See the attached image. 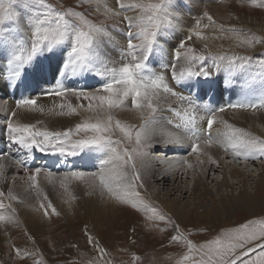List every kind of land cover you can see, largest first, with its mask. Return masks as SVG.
Listing matches in <instances>:
<instances>
[{
  "label": "snow or ice",
  "instance_id": "obj_1",
  "mask_svg": "<svg viewBox=\"0 0 264 264\" xmlns=\"http://www.w3.org/2000/svg\"><path fill=\"white\" fill-rule=\"evenodd\" d=\"M116 2L117 9L110 7L108 0H79L75 7H58L48 0H0V45L9 57L6 75L10 80L20 79L27 66L39 55L53 53L57 46L65 44L69 47L62 66H59L61 77L94 73L102 78L99 87L92 91L66 87L57 81L43 93L60 101L51 108L39 105L36 97L17 101V109L30 112L79 116V110H83L91 115L62 130L49 128L40 120L22 122L17 111L8 115L6 130L10 150L0 153V228L10 225L19 227L21 223L13 204L24 201L11 187L7 192L2 187L7 182L8 168L14 166L28 174L25 191L34 193L37 199L42 197L39 208L43 210V218L59 216L60 212L40 187L38 177L41 174L54 188L58 181L59 188L69 195L64 202L70 208L77 200L70 188L73 182L82 183L87 188V194L99 193L105 203L130 206L136 211L150 213L146 216L149 222L145 224L149 231L165 232L171 227L169 243L184 250L175 259V264H264V217L222 228L210 239L196 243L189 238L190 231L182 230L180 224L166 213L150 208V202L140 191L145 187L142 169L149 159L169 165L180 163L188 168L203 165L205 159L218 165L219 161L209 151L213 147L223 150L237 162L240 159H264V137L224 119L221 115L225 112L224 107L201 104L198 101L202 97L198 94L184 95L175 88L182 81H199L200 78L207 81L220 72H224L232 82L238 74L248 72L252 56L236 51L209 50L205 30L220 34L214 38L233 40L238 48L264 44V37L250 29L220 24L205 10L172 50L171 60L153 68L150 57L154 53L164 55L166 51L159 38L166 30L178 27L179 14L171 11L174 0ZM250 2L253 6L264 7V0ZM85 4L89 7L84 8ZM17 5L20 6L19 11L15 7ZM130 11L134 14L129 15ZM93 16L104 18L97 20ZM110 20L113 22L109 23ZM121 25L126 45H119L112 35V31L120 30ZM25 27L28 29L25 32L27 40L13 37V33L24 32ZM195 41H201L202 48H198ZM109 44L118 49V60L106 51ZM220 47L223 49V45ZM257 80L261 85L257 101L245 100L229 104L227 108H264V64L259 66L257 73L244 78L242 89L251 91ZM72 98H75V104ZM120 110L134 112L138 123L116 118L114 113ZM165 112L170 116L166 117ZM157 144L165 148L187 145L190 148L188 156L197 157L196 165L187 158L163 154L153 157L152 149ZM19 149L26 150L27 155L14 158L13 153ZM34 149L61 157H82L88 152L98 153L99 156L94 165L95 171L73 166L58 175L41 167L31 169L27 166L26 161L31 159ZM151 221L162 222L165 227L161 228L159 223ZM132 231L135 232V228ZM24 234L29 242L35 244L26 230ZM85 237L87 245L96 253L86 264H115L112 252L87 227ZM9 248L21 261L47 264L39 248H21L11 241ZM120 251L128 252V249L121 248ZM129 254L132 264H139L141 257L135 251ZM71 264L77 262L73 260ZM121 264L126 262L121 261Z\"/></svg>",
  "mask_w": 264,
  "mask_h": 264
},
{
  "label": "rangeland",
  "instance_id": "obj_2",
  "mask_svg": "<svg viewBox=\"0 0 264 264\" xmlns=\"http://www.w3.org/2000/svg\"><path fill=\"white\" fill-rule=\"evenodd\" d=\"M182 3L187 4L191 3V0H181ZM200 4L196 6V8L199 11H194L196 8L194 5L190 7V9L194 11V13L189 16L188 18L182 14L181 10L177 7V1L174 0V6L172 7L171 11L178 13L179 14V19H178V27L175 28L179 30L180 32L177 33L176 37H174V29L166 30L165 34H163L159 40L162 42L166 43L169 46V50H173L178 44L181 39H183L187 34H188V29L194 26V22L197 18L201 17L203 12L206 10L208 11L214 18L215 20L224 25H235L237 27H243L246 29H250L251 32L257 34L258 36L264 37V7H257L253 6L250 0H242L241 3H238L237 0H199ZM48 2L52 3L53 5L56 6H64V7H69L73 6L75 7L78 3L79 0H48ZM125 3H128L129 0H124ZM259 0H257V3ZM108 4L110 7L113 9H117L118 5L116 0H108ZM16 9L19 11L20 6L17 5L15 6ZM84 8H88L89 6L87 4L83 5ZM77 10H80L77 8ZM218 12V13H217ZM198 13V14H197ZM129 15H133V12H129ZM244 17V18H243ZM92 18L100 20L103 19V16H93ZM248 20L251 23L247 24L243 20ZM253 18L255 20H253ZM119 19V18H117ZM183 21V22H182ZM186 21V23H185ZM113 21H109V23H112ZM206 22V21H205ZM261 23L262 25H258L257 23ZM9 25H6V27ZM258 29V31H257ZM124 31L123 25H121L120 30H114L112 31V34L114 37H121L123 39V42L120 43L118 42L119 45H126V39L122 32ZM206 35L208 36L207 43L209 45V50L213 52L217 51H236L238 53L246 54L252 56V63L249 67V70L247 73H244V77L251 75H254L259 71V66L261 64H264V44H258L253 48H238L234 46V41L231 39H217L214 37L219 36V33H213L210 29L205 30ZM25 32H28V29L25 27L24 32L20 33H15L14 38H25L27 40V36L25 35ZM18 34V35H17ZM174 37V38H173ZM120 39V38H119ZM196 46L198 48H202V42L201 41H195ZM171 45V46H170ZM221 45H223V49H221ZM200 46V47H199ZM257 47V48H256ZM261 47V48H260ZM0 48H5L3 45H0ZM68 50V47L66 48ZM108 49V50H107ZM106 51L111 55L112 58L114 59H119V52L118 49L112 45L109 44L107 47ZM110 49V51H109ZM2 53V51H0ZM54 53V54H53ZM52 59L50 58V55L48 53H43L36 57L32 64L27 66L26 72H25V77L27 74V77L29 78V73L31 76L34 78V83H29L28 80H21L23 81L26 85H28L29 91L30 92H37L39 94H43L44 88H43V81H47L50 79L51 84L54 81V77L57 76L56 81H59V65L56 63L57 60V53H58V48H55L53 50ZM155 54V55H154ZM151 59V67L153 68H159V65L162 62H168L169 59L171 60V53L160 55L159 53H154ZM164 56V57H163ZM157 57V58H156ZM7 58L8 55H7ZM39 58V59H38ZM168 58V59H167ZM44 60V61H43ZM42 61V62H41ZM38 62V63H36ZM52 62V63H51ZM38 65V66H37ZM56 65V66H55ZM34 74V75H33ZM55 75V76H54ZM94 75V73H90V76ZM238 74L237 76H239ZM81 76H84L87 78V74H83ZM216 76V77H215ZM221 76H226L224 72L216 73L211 79H213L214 84H218L216 81L219 77ZM40 77L41 79H38ZM48 78V79H47ZM227 78V76H226ZM65 79H61L60 82L64 83ZM100 79V78H99ZM101 80V79H100ZM96 83L99 84L100 82L96 80ZM196 79L192 80H185L184 82H181L179 85H175V88L178 92H182L178 86L180 85H186V86H191L197 87L198 89H201L204 87V84L206 81H204V78H200L198 82ZM204 81V82H203ZM70 82V80L68 81ZM227 81H223L225 83ZM54 83V85H55ZM72 83V81L70 82ZM188 83V84H187ZM259 82L255 83L257 85ZM85 85L86 82H83ZM86 85H89L86 84ZM92 84L91 87L88 88V90H94L97 87ZM14 87V88H13ZM13 88V89H12ZM12 90H10V87L8 86L6 89V92L4 95H0V99L5 97L9 103L12 104L14 109H16V103L18 100L22 99V95L19 96V91L21 87L17 90L16 86L13 85L11 87ZM50 89V88H48ZM46 89V90H48ZM180 90V91H179ZM44 91V92H43ZM185 92V91H184ZM9 93L12 94V96H9ZM188 93V92H187ZM187 93H183L184 95ZM213 94V95H212ZM252 93H248L246 98L242 99H248L251 97ZM38 95H31L33 96H38ZM210 95V97H209ZM207 95L202 98V100H199L198 102L201 104H206L210 107H224L225 112L222 113V117L224 119H228L230 123H234L236 126L239 127V121L237 120L236 117L230 116L231 113L230 111H243L247 112L250 115H255L254 120L257 121V115L256 113L258 112H264V108H257V109H247V110H241V109H227L223 105V100L220 96L217 98L216 92L214 91L213 93ZM253 95V94H252ZM26 96V95H23ZM40 96V95H39ZM212 96V98H211ZM47 97V96H46ZM20 98V99H19ZM212 99V100H211ZM215 99V100H213ZM217 100L219 102H217ZM215 101V102H214ZM250 101V99H248ZM255 101V100H254ZM205 102V103H204ZM59 103V102H58ZM87 103V102H86ZM209 103V104H208ZM214 103V104H213ZM121 111V110H120ZM226 113V114H225ZM5 117V114L3 115ZM83 118V117H82ZM232 121V122H231ZM53 129V128H52ZM56 129V128H54ZM60 129V128H59ZM248 131H251L255 135L264 137V130L262 132L257 131L256 129L253 130L251 127L244 128ZM62 130V129H61ZM261 133V134H260ZM260 134V135H259ZM9 144H3L2 145V152L8 151ZM185 147V146H184ZM187 147V145H186ZM185 147V148H186ZM190 148H188V151ZM24 150V149H22ZM159 147H154L152 151H159ZM179 153L180 151L176 150ZM1 152V153H2ZM187 151H184L186 153ZM166 154H168L166 152ZM69 159V166H75L76 168H79L81 170L84 169V171H95V168L91 165H87L89 163H85L77 165V160L79 157H66ZM231 160H234L232 156L229 157ZM77 159V160H76ZM53 160V159H52ZM245 162L250 163V167L252 169V173L256 171V173L260 172V166L262 167V164H264V159H256V160H244ZM72 162V163H71ZM253 164V165H252ZM239 165V163H238ZM256 165V166H255ZM259 165V167H257ZM66 168H63V171H68ZM71 167V168H72ZM259 168V169H258ZM219 172V171H218ZM215 172L214 174V181L212 185L215 187V180L217 179L216 177L220 178L218 175L219 173ZM63 172H60L62 174ZM27 174V173H26ZM58 174V173H57ZM28 175V174H27ZM59 175V174H58ZM43 174H41L38 177V182L39 180H42V188L46 193H52L53 191H56L52 196V199H56L58 203H61L63 201L62 198L69 196L68 193H65L62 189L59 188L58 186V181L56 182L55 188L48 183L46 177ZM213 176L212 174H208L207 181L210 184V177ZM43 177V178H42ZM44 179V180H43ZM221 181V179H220ZM250 184H254L256 181V177L249 179L248 180ZM39 182V185L40 183ZM25 183V182H24ZM23 183V184H24ZM185 183L182 181L180 185ZM80 184V183H79ZM74 182V186L70 188V192H73L74 187L76 188V191L80 189H84L83 185H79ZM79 188H78V187ZM81 186V187H80ZM12 187V186H11ZM78 188V189H77ZM227 187L226 191L227 193H230L231 191ZM225 191V192H226ZM67 195V196H66ZM77 200L78 201H83L84 196L82 193H75ZM143 195V194H142ZM172 195L171 197H173ZM185 196V195H184ZM48 197H51L48 195ZM144 199L146 201L150 202L149 207L150 208H155L158 209L159 211L163 210L158 206L159 204L153 200L149 196V194L145 193L143 195ZM212 197H216V194H213ZM190 198V199H188ZM37 197L34 198L35 204L37 203L38 210H42L39 208V203L42 200V197L38 200H36ZM66 199V198H64ZM184 200H188L187 203L193 202V205L196 203L200 202L201 205L205 203V200H199V198H194L191 195H186ZM152 201V202H151ZM196 201V202H194ZM209 202H212L209 198ZM262 203H256L253 204L251 207L252 209L256 208L253 211H246L247 209L244 208V206L241 204L238 207H235L231 209V212L229 211L228 214L225 215V212L223 214H220L218 205L213 206L214 214H208L207 217H204L202 220L198 221V219L195 218V216L201 215L203 212V208L206 209L203 205L201 206L200 209L194 210L192 216L188 217L187 219L185 218L183 224H180L181 229L185 231H190L191 236L189 237L196 243H200L206 239H210L212 236L216 235L220 229L222 228H228V227H235L240 223L245 222L248 219H254V218H261L264 217V199L260 200ZM45 203V201H44ZM80 205L81 208L82 206H85L87 204L85 203H80L77 204ZM255 205V206H254ZM75 206H72L71 208L68 206L66 208H63L61 210H57L60 212L59 216L55 215H50L49 218H46L44 226L37 227V228H32L28 229L25 228L24 226L20 225L19 227H14L11 228L8 231L7 236L0 241V264H32L31 260H24L21 261L18 258H15V254L10 251L9 248V241L12 243H15L17 246L24 248L27 247L29 249L33 248H39L41 252L43 253V258L47 261V264H71L73 260L77 262V264H86V261L96 255L94 250L87 245L86 243V237H85V227L87 229L94 233L96 237L100 240V242L108 247L109 251L112 252V258L115 261V264H121V261L126 262V264H132L130 252L135 251L137 255L141 257V261L139 264H175V259L178 258L180 254L184 251L180 246L176 244H170L169 243V236L172 234V229L171 227H168L167 231L165 232H159V231H149L146 227L145 224L148 223L149 221L146 220V216L150 213L145 212V211H136L132 209L130 206H121V205H114V207L106 212V216L104 213L101 214H96V219L93 218V211L90 214L86 213V209L83 207V211L79 209V211H76L75 213L65 215L62 212L68 211ZM243 207V208H242ZM217 209V210H216ZM115 210V211H114ZM43 211V210H42ZM85 211V212H84ZM110 213V214H109ZM115 213V214H114ZM164 213V212H163ZM166 213V212H165ZM75 214V215H74ZM117 214V215H116ZM168 216L171 217L170 214L166 213ZM220 214V215H218ZM129 215V216H127ZM99 216V217H98ZM132 216V217H130ZM210 216V217H209ZM212 216V218H211ZM88 217V219H87ZM218 217V218H217ZM99 218V220H98ZM105 218V219H103ZM172 218V217H171ZM108 219V220H106ZM98 220V221H97ZM133 220V221H132ZM174 221L175 219L172 218ZM94 222V223H93ZM152 223H159L160 227L163 228L165 225L162 222L159 221H151ZM176 223L180 221H176ZM87 223V224H86ZM92 223V224H91ZM95 224V225H94ZM89 227H88V226ZM135 228V232L132 231V229ZM25 230L27 233L34 238L35 244H32L31 242L28 241L27 236H25ZM74 245V247H73ZM121 248H127L128 252H121ZM252 254H250L251 256Z\"/></svg>",
  "mask_w": 264,
  "mask_h": 264
},
{
  "label": "bare ground",
  "instance_id": "obj_3",
  "mask_svg": "<svg viewBox=\"0 0 264 264\" xmlns=\"http://www.w3.org/2000/svg\"><path fill=\"white\" fill-rule=\"evenodd\" d=\"M176 1H177L176 2L177 7L181 10L182 14L185 15L187 18L189 16H191L194 13V11H199L196 8V6L200 4L199 0H191V3L189 2L187 4L182 3L181 0H176ZM192 5H194L196 8L194 11H193V9L192 10L190 9V7H192ZM243 18H242V20H243ZM248 20L246 19L243 21L247 24L251 23ZM253 20H255V19L253 18ZM185 23H186V21H185ZM257 24L262 25L260 22ZM173 31H174V33H173L174 37H176L177 33L180 32L177 29H174ZM257 31H258V29H257ZM16 33H20V32H16ZM12 35H13V37H15L14 36L15 33H13ZM114 38H115V41H118L120 43L123 42V39L121 37H114ZM160 44L166 50L165 55L168 53H172V50H169V46L166 43H164L160 40ZM67 47H69L68 44L57 46V48H58L57 54L58 55H57L56 63L59 66H62L63 57L67 52V49H66ZM0 51H2V53L0 52V95L5 94L8 86L10 87V90H12L14 88L13 87L11 89V87L13 85L16 86L17 90L21 87V89L19 91V96L22 95V99L23 98H31L32 94L38 95V91L37 92H30L29 91L30 87L28 85H26L23 81H21V80H28L29 83H31V84L34 83V81H33L34 78L31 76L30 73H29V78L27 77V74L25 77V73H24L22 75V77L18 80H10L7 77L6 72H7V59H8L7 55L8 54H7L6 50H3V48H0ZM109 51H110V49H109ZM48 54L50 55V58L52 59L53 54H50V53H48ZM36 63H38V62H36ZM84 74H87V78L84 76H81L83 74L75 76V77H72V76L61 77L60 75H58V76H59V81L61 79L66 78L65 82L63 83L64 86L70 87V88L84 89L86 91H92V90H88V88L91 87L92 84H94V86H96V87L98 86V83H96L95 79L98 80L99 82L100 81L102 82L101 77H97V76H93V75L90 76V73H84ZM244 78H245L244 74H240L239 76L234 77V80L232 82H230L226 78V76H221L216 80L218 82L217 85L214 84L213 79L208 78V80L204 84V87L201 89L197 88L198 85H197V87H194V88L193 87L191 88L190 85L186 86V85H184L185 82L182 81V82H184L183 85H180L178 87L181 90H183V93L188 92L187 95L191 94L193 96H196L198 94L203 99H204V97H206L207 95H209L215 91L217 98L220 96L222 99H224L223 105L227 108V105H229V104L239 103V102L245 101V100L248 101V99H250V101H254V100L257 101L258 100L259 95H260V91H261L260 83H258L257 85L254 84L252 90L249 91L250 93L253 94V95L250 94L251 95L250 98L242 99V98H246L248 93H249V92H245L241 87L242 83L244 82ZM38 79H41V78L38 77ZM56 79H57V76L54 77V81H56ZM69 80H70V82L72 81V83L68 82ZM54 81L52 84H51L50 80L43 81L44 91H47L46 89L53 87L54 83H55ZM223 81H227V82L223 83ZM83 82H86V84L89 83V85H86V84L84 85ZM194 82H198V81H194ZM177 85H179V84H177ZM94 86L92 88H94ZM23 95H26V96H23ZM39 95L34 96V97L37 98L38 104L44 106L45 109L51 108L54 106V104H57L58 102H60L58 100V98H56L54 102H50V101H48V99L50 97H47V100H45L42 93ZM5 97L0 99V113L2 115L5 114V117H7L12 111H17L18 112V118L22 122L35 123L37 120H40V121H43L46 126H48L49 128H53V129L54 128L63 129L66 127L73 126L82 117H86V116L91 115V113L84 112L83 110H79V112H80L79 116H75V115L74 116H67V115L59 116V115H46V114H41L39 112H30V111H27L26 109H17V108L14 109L12 104L9 103L7 101V99H5ZM209 97H210V95H209ZM211 98H212V96H211ZM72 100H73V103L75 104L76 103L75 98H72ZM213 100H215V99H213ZM217 102H219V101L217 100ZM84 103L86 104V101H84ZM57 111H58V109H57ZM229 113H231L230 114V116H232L231 119H233V117L237 118V120L240 123L239 127H242V128L251 127L253 130L256 129L257 131H260V132H262L264 130V112L256 113L257 117H255V118H257V121L254 120L255 115H253V114L250 115L247 112L230 111ZM114 115L116 116V118H119L122 120H127V121H130L133 123H138V120L136 118V114L134 112H129L127 110H121V111L115 112ZM164 115L166 117H168V116H170V113L165 112ZM226 120H228V119L226 118ZM2 134H3V130H2V127L0 126V137L2 136ZM155 147H159L160 152L152 151L153 157L160 156L161 154H163L167 157L187 158L189 161H191L193 163V165H196L197 157L196 156H188V146L187 147L185 146L186 148L185 147L181 148V147H177V146H170L169 148H165L163 145L157 144ZM176 150H178L180 152L175 153V152H177ZM184 151H187V152L184 153ZM209 151L219 161L218 165L210 164L205 159V162L203 165L198 166V167H194V168H188L186 165H183L180 163H177L175 165H169V163H167V162L161 163L160 161H158L156 159H149L147 164H146V167L144 169H142V176H143V179L145 182V187L143 189H140L141 193L143 195L145 193L149 194V196L151 198H153V200L159 204L158 206L163 210V212L170 214L171 217L174 218L177 222L180 221V222H178L179 224L185 223V222H183L184 219L185 218L187 219L188 217L192 216V214L194 213L193 211L196 210L197 208L200 209L202 205L206 209L203 208V212L201 213V215L195 216V218L198 219V221L202 220L204 217H207L208 214L209 215L214 214V213H210V212L215 211L213 206H216V205H218L217 209H219V210H217V209L216 210L219 211L220 214H223L225 212V215L228 214L229 211L231 212V209L238 207L241 204L244 206V208L247 209L246 211L255 210L256 208H254V209L251 208L253 206V204H256L258 202L262 203V202H260V200L264 199V164L260 163V164H262V167L260 166V169H261L260 172L256 173V171H257L256 170L252 173L250 163L245 162L242 159H240L239 162H237L235 159L231 160L229 158L231 155L225 154L223 152V150H221L217 147H213V148L209 149ZM166 152L168 154H166ZM98 156H99L98 153L88 152L86 155L79 157L78 160L76 159L77 165L79 167V165L82 166V164L89 163L87 165H91V166H93V168H95L94 165L97 163V157ZM238 163H239V165H238ZM257 167H259V165ZM19 172H21V173L19 174ZM215 172L219 173L218 176L220 178L216 177L217 179L215 180V183H214L215 187H214L212 185V183H213L214 178H215L214 177V174H216ZM208 174L213 175L210 177L211 180L209 181L211 186H209V183L207 181ZM27 176L28 175L24 171L22 172V170H17L14 166L9 167L7 170V182L3 183L2 187H3L4 191L7 192L8 188L12 186L11 188L13 189L14 193L22 201H24L23 203H14L13 206L17 209L18 218L21 222L20 225H22L25 228H28L30 230L32 228H37V227L39 228L41 226H44L46 218H43V211L42 210L39 211L37 203L35 204V201H34V198L36 197L35 194L34 193H27L25 191L26 187H27ZM255 177H256L255 183L253 185L250 184L248 180L255 178ZM220 179H221V181H220ZM41 181L42 180H39V182H41ZM182 181H184L185 183L180 185V183ZM42 183L43 182L40 183L41 188H42V186H44ZM82 185H83L84 189H80V190L76 191V188L74 187L73 193L74 194L75 193H82L84 196V200L83 201L76 200L72 205L75 207L68 210V211L62 212L63 214L69 215V214L75 213L76 211H79V209H81V211H83L82 209L84 207V209H86V213H89V211H90V214H91V212L93 211V214H92L93 218L96 219V214H101V216H102V213H104V215H105L108 210H110L114 207L115 204L105 203L101 199L99 193H95L92 195L87 194L86 186L84 184H81V186ZM73 186H74V182L72 184V187ZM227 187L232 188V189H229L231 191L230 193H227V191H226ZM55 192L56 191H53L52 193H47L49 196H51L48 198H49V200H51L53 206L57 210H61L63 208L68 207V204H66L64 201L69 199V196L66 195L67 197H64L66 199L62 198L63 201L61 203H58L56 199H52L53 198L52 196H54L53 194ZM213 194H216V197L213 198L212 197ZM172 195H174V196L171 197ZM184 195L185 196L191 195L193 197V199L199 198L200 201L206 199V201L202 205L200 202L193 205V202L187 203L188 200H184V198H185ZM209 198H210V200H212V202H209ZM188 199H190V198H188ZM36 200H38V199H36ZM194 202H196V201H194ZM46 203H47V201H45V204ZM80 203H85L87 205L82 206V208H81L80 205H77ZM49 212H51V210H49ZM206 213H208V214L206 215ZM75 214H77V213H75ZM220 214H218V215H220ZM127 216H129V215H127ZM130 217H132V216H130ZM211 218H212V216H211ZM87 219H88V217H87ZM103 219H105V218H103ZM98 220H99V218H98ZM106 220H108V219H106ZM11 228H13V226H11V225L8 226L7 228H0V241H2L7 236L8 231Z\"/></svg>",
  "mask_w": 264,
  "mask_h": 264
},
{
  "label": "clouds",
  "instance_id": "obj_4",
  "mask_svg": "<svg viewBox=\"0 0 264 264\" xmlns=\"http://www.w3.org/2000/svg\"><path fill=\"white\" fill-rule=\"evenodd\" d=\"M0 115H2V114H0ZM4 118H6V117H4ZM23 172V171H22ZM21 172H19V174H20Z\"/></svg>",
  "mask_w": 264,
  "mask_h": 264
}]
</instances>
